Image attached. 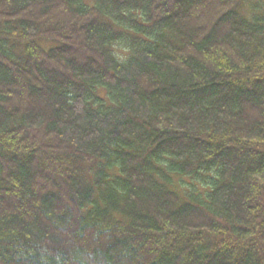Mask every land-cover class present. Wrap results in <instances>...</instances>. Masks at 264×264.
<instances>
[{
	"label": "trees",
	"instance_id": "1",
	"mask_svg": "<svg viewBox=\"0 0 264 264\" xmlns=\"http://www.w3.org/2000/svg\"><path fill=\"white\" fill-rule=\"evenodd\" d=\"M0 264H264V0H0Z\"/></svg>",
	"mask_w": 264,
	"mask_h": 264
}]
</instances>
